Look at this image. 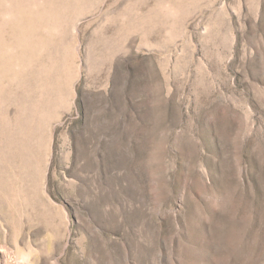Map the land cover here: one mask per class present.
<instances>
[{"label": "rangeland", "instance_id": "374dc122", "mask_svg": "<svg viewBox=\"0 0 264 264\" xmlns=\"http://www.w3.org/2000/svg\"><path fill=\"white\" fill-rule=\"evenodd\" d=\"M0 264H264V0H0Z\"/></svg>", "mask_w": 264, "mask_h": 264}]
</instances>
